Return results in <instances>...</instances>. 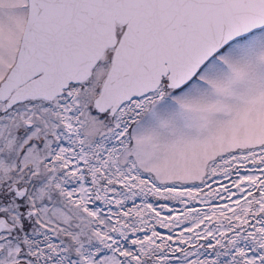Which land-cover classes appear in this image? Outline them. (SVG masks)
<instances>
[{
    "label": "snow or ice",
    "instance_id": "snow-or-ice-1",
    "mask_svg": "<svg viewBox=\"0 0 264 264\" xmlns=\"http://www.w3.org/2000/svg\"><path fill=\"white\" fill-rule=\"evenodd\" d=\"M0 264H264V0H0Z\"/></svg>",
    "mask_w": 264,
    "mask_h": 264
}]
</instances>
